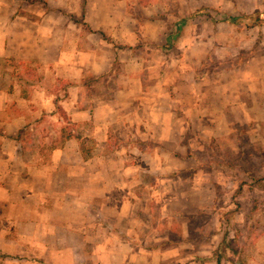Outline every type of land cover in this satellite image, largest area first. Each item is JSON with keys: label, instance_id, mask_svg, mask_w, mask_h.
Wrapping results in <instances>:
<instances>
[{"label": "crops", "instance_id": "1", "mask_svg": "<svg viewBox=\"0 0 264 264\" xmlns=\"http://www.w3.org/2000/svg\"><path fill=\"white\" fill-rule=\"evenodd\" d=\"M45 1L40 9L27 8L14 17L6 11L0 14V192L8 199L12 193H19L21 205L24 198L32 196L41 203L37 208L44 214L40 218L21 213L13 221L16 233L0 236V252L7 254L6 264H14L8 255L22 257L16 264H81L77 257L91 255L101 264H110L101 259L104 253L110 256L103 244L91 251L86 247L91 239H101L99 235L90 236L83 230L88 221V186L94 187L90 191L96 195L109 188L110 183L104 181L110 174L104 168L109 155L97 152V148L90 154L83 153L80 138L70 135L48 154L36 150L30 159L24 140L16 137L35 126L41 116L56 118V85L64 82L65 94L58 102L75 125L72 132L91 130L90 135L99 137L95 145L101 147L107 143L111 129L117 130L119 137L125 135V129L132 136L140 132L141 139L146 140L159 126L158 140H171L169 130L173 129L177 111L187 117L191 127L211 123L208 126L213 129L228 128L227 120L233 114H242L246 120L250 118L247 114L264 112L260 107H264V95L258 100L259 76L252 78L251 74L240 78L232 72L202 93L197 91L200 79L196 75L176 71L170 80L165 69L152 75V63L160 68L168 64V59L174 63H187L188 59L200 63L199 54L195 58L194 52L189 56L187 51H198L197 43L180 40L184 29L193 33L200 29L197 19H188L190 24L183 20L182 4L174 10L165 3L157 8L165 0H146L147 5L134 0ZM207 18L209 33L220 24H229L227 19L215 23L210 14ZM174 45L184 48V55H169ZM203 45L210 49L215 42L208 39ZM153 49L159 56L154 62ZM6 61L38 66L41 81L11 79V72L2 66ZM203 99L210 103L201 106ZM201 114L205 117L200 119ZM181 123L184 129L186 124ZM115 153V160L121 162L122 152L117 149ZM121 163L117 173L130 175L132 168ZM59 193L64 194L61 200L55 198ZM47 201H52L50 206L44 204ZM40 224L45 227L37 232ZM111 247V255L117 258L115 247Z\"/></svg>", "mask_w": 264, "mask_h": 264}, {"label": "rangeland", "instance_id": "2", "mask_svg": "<svg viewBox=\"0 0 264 264\" xmlns=\"http://www.w3.org/2000/svg\"><path fill=\"white\" fill-rule=\"evenodd\" d=\"M44 3L45 0H0V14L6 11L5 14L14 17L27 8L38 10ZM133 3L147 5L146 0ZM164 3L174 10L180 9L182 4L184 17H180L189 24L191 18L199 21V32L184 29L186 33L183 31L184 37L180 40L192 39L197 43L198 51L195 48L187 51L189 56L193 52L199 54L200 63L198 60L191 63L189 59L187 63H174L168 59V64L162 68L152 63V75L164 69L170 80L175 78L176 71H183L186 76L196 75L200 79L197 91L202 93L210 91L215 80L232 72L240 78L251 74L252 78L259 76L256 93L258 100L263 97L264 16L251 26L253 17L241 16H252L257 10L264 12V0H165L157 8H163ZM247 11L249 13H245ZM207 14L215 23L233 15L240 19L236 24L229 21V24H220L214 33H209ZM227 27L231 30L227 31ZM208 39L214 41L215 46L204 49L203 42ZM178 48L179 45L169 55H184V48ZM151 56L153 62L159 60L154 49ZM3 63L13 80L20 77L40 82L43 76L36 65ZM56 86L57 95L53 99L56 118L41 116L35 126L22 130L16 137L24 140L26 157L30 159L36 150L48 154L70 135L80 138L83 153L90 154L97 148V152L109 155L104 166L110 173L104 178L105 183H110L109 188L96 195L90 191L94 187L89 185L86 194L88 221L83 230L101 238L87 243L89 251L103 244L110 256L104 253L101 259L110 264L117 261V264H216L217 257L221 258V264H264V112L247 114L250 118L246 120L242 114H233L227 120L228 128L213 129L208 126L211 123L191 127L187 117L177 111L173 129L169 130L171 140H158L159 126L151 130L152 137L146 140L141 139L140 132L132 136L125 129V135L119 137L117 130L111 129L107 143L101 147L95 145L99 137L90 135L91 130L72 132L75 125L69 122L58 102L65 94L64 82ZM208 103L207 99L201 100V106ZM202 117L205 115H199L200 119ZM181 122L186 124L184 129L180 128ZM180 131L181 135L176 136ZM117 149L122 152L124 167L132 168L130 175L117 173V165L122 164L115 160ZM144 168L156 172L143 171ZM63 197L64 194L59 193L55 198ZM21 200L17 192L12 193L10 199L0 192V236L16 233L13 221L21 213L25 217H44L42 209L37 208L41 203L35 198H24L23 205ZM51 202L44 204L50 206ZM20 206L24 209H19ZM37 227L38 232L45 225ZM23 228L29 231L27 226ZM111 246L115 247L117 258L111 255ZM98 250L101 255L99 247ZM5 257L7 254L0 252V264L7 263ZM8 257L11 260L7 261L14 264L22 259L20 255ZM79 259L81 264H101L100 259L92 255L76 258Z\"/></svg>", "mask_w": 264, "mask_h": 264}, {"label": "trees", "instance_id": "3", "mask_svg": "<svg viewBox=\"0 0 264 264\" xmlns=\"http://www.w3.org/2000/svg\"><path fill=\"white\" fill-rule=\"evenodd\" d=\"M263 16H264V12H260V11L257 10V11H255V12L253 13L252 16L242 15L241 18L251 19V18L253 17L252 22L249 24V26H251V25L258 24L260 18H262ZM239 19H240V18H239V17H236L235 15H233V16H229V17L227 18V20H228L229 22H231V23H235V24L239 21ZM216 264H221V258H219V257L216 258Z\"/></svg>", "mask_w": 264, "mask_h": 264}]
</instances>
